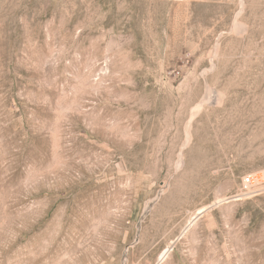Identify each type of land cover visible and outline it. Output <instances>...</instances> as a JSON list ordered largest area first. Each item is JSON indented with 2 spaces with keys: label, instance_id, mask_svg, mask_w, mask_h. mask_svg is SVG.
Instances as JSON below:
<instances>
[{
  "label": "rangeland",
  "instance_id": "obj_1",
  "mask_svg": "<svg viewBox=\"0 0 264 264\" xmlns=\"http://www.w3.org/2000/svg\"><path fill=\"white\" fill-rule=\"evenodd\" d=\"M264 0H0V264H264Z\"/></svg>",
  "mask_w": 264,
  "mask_h": 264
},
{
  "label": "built area",
  "instance_id": "obj_2",
  "mask_svg": "<svg viewBox=\"0 0 264 264\" xmlns=\"http://www.w3.org/2000/svg\"><path fill=\"white\" fill-rule=\"evenodd\" d=\"M264 192V174L254 173L244 176L241 182V191L237 197H251Z\"/></svg>",
  "mask_w": 264,
  "mask_h": 264
},
{
  "label": "bare ground",
  "instance_id": "obj_3",
  "mask_svg": "<svg viewBox=\"0 0 264 264\" xmlns=\"http://www.w3.org/2000/svg\"><path fill=\"white\" fill-rule=\"evenodd\" d=\"M164 256H165V255H163V256H161V257L159 258V260H158V263H157V264H161V263H162V261H163V259H164Z\"/></svg>",
  "mask_w": 264,
  "mask_h": 264
}]
</instances>
